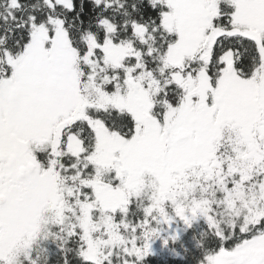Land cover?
<instances>
[{"label": "snow or ice", "instance_id": "obj_1", "mask_svg": "<svg viewBox=\"0 0 264 264\" xmlns=\"http://www.w3.org/2000/svg\"><path fill=\"white\" fill-rule=\"evenodd\" d=\"M0 264H264V0H0Z\"/></svg>", "mask_w": 264, "mask_h": 264}]
</instances>
